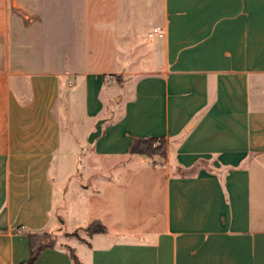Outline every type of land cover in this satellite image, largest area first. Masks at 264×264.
Masks as SVG:
<instances>
[{"label":"crops","instance_id":"1","mask_svg":"<svg viewBox=\"0 0 264 264\" xmlns=\"http://www.w3.org/2000/svg\"><path fill=\"white\" fill-rule=\"evenodd\" d=\"M0 264H264V0H0Z\"/></svg>","mask_w":264,"mask_h":264},{"label":"rangeland","instance_id":"2","mask_svg":"<svg viewBox=\"0 0 264 264\" xmlns=\"http://www.w3.org/2000/svg\"><path fill=\"white\" fill-rule=\"evenodd\" d=\"M144 33H146V32L144 31ZM93 37H94V41H95L96 40L95 39L96 38L95 29H93ZM78 124L79 123H77V125ZM77 130H81V126L78 125ZM78 140H79V143H81L80 146L86 148L87 136L80 134L78 136ZM154 142H155V146L152 145L153 142L151 143L152 148H156L159 145H161L162 143L164 145V142H161L159 140H154ZM164 148H165V146H164ZM82 152L83 151L80 150L79 154H78V151H77V153H74V156H73L74 160H73V163L71 166V168H72L71 177L64 182L63 186L61 184H57V186H56V198H57L56 200H57V202H59V205H61V202L62 203L66 202V209H68V211H66L67 212L66 216H68V214H69L70 217H71V215H73L75 213V212L72 213L73 209H78L80 211H83L84 206L82 205V202L78 199V192L80 190V187L82 185H88V181H87V179H85L83 177V175H86V176L89 175L92 177V175L95 173L94 160L89 159V158H86L85 160H83L82 157H79V155ZM63 161H64V158L62 156H59L58 164H59L60 170L64 169L65 164ZM111 173H113V172H111ZM65 188H66V191H65ZM80 211H77V212H80ZM61 214L64 216L63 212ZM67 220L69 223L70 218ZM87 229H88L87 226L80 227V228L75 229L73 232L67 233V234H71V235H75V236H79V234L87 235L88 234ZM48 235L52 236V233H49ZM40 237L42 238L43 235H40ZM42 239H44L45 241L46 240L49 241L51 239V237H47V238L44 237ZM52 239H54V237Z\"/></svg>","mask_w":264,"mask_h":264},{"label":"trees","instance_id":"3","mask_svg":"<svg viewBox=\"0 0 264 264\" xmlns=\"http://www.w3.org/2000/svg\"><path fill=\"white\" fill-rule=\"evenodd\" d=\"M154 138H147V139H136L134 141L131 142L130 147H129V152L130 153H138V154H144V155H158L161 157H164L165 155V148L163 143L161 145H159L156 148H152L151 147V143L154 142ZM163 142V141H161ZM87 230L89 234L92 233H98V232H104L105 228L102 226L101 223L99 222H93L91 224H89L87 226ZM49 233L44 232L40 235H43L42 238L44 237H51V239L49 241H45L44 239H42L40 237V235H28V239H29V245L30 248L32 250V254L36 251V250H40L44 247H48L53 243V236H49ZM40 237V238H39Z\"/></svg>","mask_w":264,"mask_h":264},{"label":"water","instance_id":"4","mask_svg":"<svg viewBox=\"0 0 264 264\" xmlns=\"http://www.w3.org/2000/svg\"><path fill=\"white\" fill-rule=\"evenodd\" d=\"M101 123H102V120H98L95 124V129L90 132V134L88 135V142H92L99 134H100V131H101Z\"/></svg>","mask_w":264,"mask_h":264},{"label":"built area","instance_id":"5","mask_svg":"<svg viewBox=\"0 0 264 264\" xmlns=\"http://www.w3.org/2000/svg\"><path fill=\"white\" fill-rule=\"evenodd\" d=\"M157 32H160V29L157 26H155L152 28L151 32L148 33V36H152L153 33H157ZM152 145L155 146V142H153Z\"/></svg>","mask_w":264,"mask_h":264}]
</instances>
